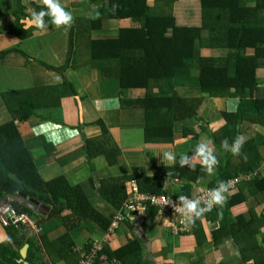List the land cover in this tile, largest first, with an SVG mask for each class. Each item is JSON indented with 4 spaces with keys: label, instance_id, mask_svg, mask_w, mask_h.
I'll list each match as a JSON object with an SVG mask.
<instances>
[{
    "label": "trees",
    "instance_id": "1",
    "mask_svg": "<svg viewBox=\"0 0 264 264\" xmlns=\"http://www.w3.org/2000/svg\"><path fill=\"white\" fill-rule=\"evenodd\" d=\"M178 1L180 0H89L90 4L96 7L95 18L74 21L68 35V51L64 64L52 68L37 63L46 71L60 75L62 84L0 95V105L10 117L9 122L0 126V198L9 196L12 207L18 213L32 212L36 215L31 207L24 205L25 202H18V197H22L26 202L34 200L45 203L50 208L49 216H59L61 213L55 206L56 203L64 205L70 213L64 218L65 222L68 219L83 221L86 224L94 222L101 228L109 224L108 220L89 209L80 188L69 186L63 176L47 181L41 178L30 153L37 142L24 141L15 126V122L27 121L35 110L58 108L62 98L76 97L74 89L64 79L66 70L90 67L99 70L103 80H116L121 90H142L144 94L140 98H120L119 106L125 109H140L143 112L142 138L148 145H173L175 125L196 119V111L203 99L181 98L174 88L176 80L188 78L192 71L197 73L202 93L210 98L241 101L247 96L252 97L259 89L256 71L264 69V0H197L199 10L195 12L192 10L196 8L191 9L189 5L190 1L196 0H185L184 7L188 13L192 11L197 17L198 27L176 24L174 5ZM29 2L32 10L36 12L46 10L45 7L34 5L31 0ZM25 12L26 8L21 4V0H0V17L10 16L14 20L6 30H0V35L15 36L19 40L30 38L36 29L25 28V20L31 17ZM44 21L47 25L45 29L54 27L50 16H45ZM111 21H126L138 24L140 28L120 26L116 39H91L92 32L107 30ZM211 50L232 51L236 52V56L213 57L205 53ZM240 51H251L252 54L240 55ZM12 53L22 56L27 62L31 61L24 54L14 50L3 52L1 58ZM255 109L257 113L254 116L242 114L239 107L235 113L223 115L224 127L213 133L211 139L224 157L217 158L219 164L208 182V189L215 188L218 180L225 181L239 174L252 176L257 170L259 163L243 165L237 155L220 149V144L229 136L228 128L231 126L230 130L234 127L240 130L241 124L248 122L264 129L262 89L255 100ZM96 125L100 127V137L83 138L79 149L90 171L94 169V159L102 157L108 166H113L119 155V150L111 144L103 123L99 121ZM74 130L82 133L80 125ZM204 174L205 169L201 163H194V167H180L179 164L156 167L151 178L145 175L144 168L133 167L128 176L101 181L98 193L105 200H113L110 202L116 203L118 197L121 201L125 198V181L133 180L139 192L166 194L162 192L165 178H186L195 182ZM90 183L93 185L92 179ZM247 185L249 193L257 202L264 201V175L254 176L249 181H240L235 193L228 196L222 206L217 205L210 212L215 218L222 219L220 228L224 229L225 237L233 240L238 246L242 264H264V237L257 240L259 235L253 218L256 217L255 213L248 222L239 218L229 225L226 219L229 208L246 201ZM181 190L183 196L190 197L189 185H182ZM147 215L149 219H153L158 215L157 210L149 209ZM192 225L193 228L196 227L195 224ZM25 228H5L8 230L10 241L0 244V255L4 259L0 258V264H22L18 262V248L22 243L16 241L17 237L29 244V258L31 257L33 244L26 238V233L19 235ZM218 232L215 230L214 235ZM216 236L214 242L217 241ZM68 241L69 237L61 236L47 243L48 251L51 255L62 253L61 258L65 263L66 258L71 257L75 264H78L79 260L76 261V256L66 248L72 245ZM91 248L90 241L86 251ZM102 254L107 256L110 263L112 259H116L120 264L141 262L137 241L127 243L116 250L104 245L101 251L97 252L98 256Z\"/></svg>",
    "mask_w": 264,
    "mask_h": 264
},
{
    "label": "crops",
    "instance_id": "2",
    "mask_svg": "<svg viewBox=\"0 0 264 264\" xmlns=\"http://www.w3.org/2000/svg\"><path fill=\"white\" fill-rule=\"evenodd\" d=\"M1 1L6 2L7 0ZM31 2L36 6L45 7L40 0H31ZM60 3L73 16L71 27L76 19L92 20L95 18L96 7L92 6L89 0H60ZM21 4L26 8V15L31 16L33 10L29 0H21ZM175 17L176 24L180 26H199L197 17L193 15L192 11L189 13L183 11L179 16L175 13ZM13 21L10 16L0 17V30H6L13 24ZM27 21L24 22L26 29H36L30 38L19 40L15 36L0 35V95L62 84L60 75L46 71L37 63L52 68H58L64 64L71 27L54 25L50 30L38 29L34 25L29 27ZM120 26L140 28V25L126 21H111L107 30L92 32L91 39H116ZM9 50L18 51L31 61L27 62L16 53L1 58V54ZM205 53L213 57L233 58L236 56V52L232 51L211 50ZM239 54L251 55L252 52L240 51ZM64 79L74 89L76 97L62 98L58 108L35 110L32 117L24 122H15V126L24 141L36 140V146L31 149L30 153L41 178L47 181L63 176L69 186L80 188L89 209L106 220L116 211L122 199L120 200L118 197L115 201L117 204L110 202L113 200H105L98 193L101 181L128 176L133 167L144 168L145 175L151 178L154 176L156 167L173 165L169 162L163 163V152L172 151L179 161L181 154L194 155L195 147L201 141H211L216 157L223 158L224 156L220 154L211 139L213 133L223 129V115L235 113L238 107L246 116L256 115L255 100L259 97V90L264 91V69L256 71L259 89L253 93L252 97L247 96L241 101L210 98L203 94L198 83L197 73L192 71L188 78L176 80L174 88L181 98L203 99L196 111V119L175 125L173 145H148L142 138L143 112L140 109H125L119 106L120 98L124 100L140 98L144 94L142 90H121L116 80H103L100 71L90 67L77 70L68 69L64 72ZM2 115H7L8 119L0 120V126L10 121L9 115L0 105V119L3 118ZM99 121L108 131L110 142L119 150V155L113 166H108L102 157L94 159L92 161L94 169L90 171L84 155L79 149L82 146L83 138L96 139L100 137L101 130L96 125ZM79 125L82 133L74 130ZM241 125L240 130L237 127L230 130L232 126L228 128L229 136L226 140L229 147L237 135L245 136L246 140L241 149L242 154L238 156V159L246 166L258 164L264 160V129L248 122H243ZM220 145V149L224 150L222 144ZM193 163L200 162L194 161ZM243 175L249 176L248 174ZM211 178L212 174L206 170L204 176L198 177L195 182L186 178H165L162 192L176 198L180 197L182 196V185L185 184L189 185V198H192L208 189V182ZM90 179H92L93 185L90 183ZM130 181L132 180L124 183L127 190ZM248 185L250 186V184ZM248 185L246 201L229 208L226 219L229 225L234 224L239 218L248 222L252 220L255 213L256 217L253 218H255V225L258 228V235L264 237V201L257 202L249 193ZM18 202H25L26 206L31 204V201L27 200L26 202L22 197H18ZM42 203L33 200L34 212L41 218L35 230L26 227L25 231L19 233V235L26 233V238L33 244L30 258L29 244L24 243L20 236L21 239L18 237L16 239L19 244L22 243L19 250L25 244L28 245L24 261L29 264H75L76 262L71 257H67L65 263L61 258L63 257L62 253L51 255L48 251L47 243L53 242L61 236L69 237L68 242L72 245L71 248H66H69L70 252L76 256V261L80 259L88 242L106 240V246L108 245L111 250L137 241L140 246V264H242L238 255V246L232 242L233 240L226 238L224 229L220 228L222 219L215 218L210 211L204 213L200 218H194L195 228H193V223L182 216L180 221H184V225L181 226L183 232L182 230L171 232L173 225L167 221L166 216L160 213L145 224L131 221L118 226L113 234L107 237L104 234L106 227L101 228L94 222L86 224L83 221L71 219L65 222V219L60 216H48L49 208L45 203V205ZM55 206H61L60 208L63 210L61 215L66 214L64 205L56 203ZM219 216L222 218L221 214ZM215 230L219 232L214 235ZM8 235V230L0 224V244L4 241L9 243ZM214 236L217 237L216 242H214ZM0 258H2L1 255ZM20 260L21 257L18 260L19 263ZM248 264L253 263L249 262Z\"/></svg>",
    "mask_w": 264,
    "mask_h": 264
},
{
    "label": "clouds",
    "instance_id": "3",
    "mask_svg": "<svg viewBox=\"0 0 264 264\" xmlns=\"http://www.w3.org/2000/svg\"><path fill=\"white\" fill-rule=\"evenodd\" d=\"M40 2L45 6L46 10H41L40 12H36L33 10L31 12V17L27 21L28 26H35L38 29H45L47 25L45 24L44 17L45 16H50L51 17V22L53 25L60 27V26H67L71 27L73 23V16L71 12L66 11L65 8L61 5L60 0H40ZM246 137L243 135H237V137L234 139L233 143L231 144V147H229V144L227 140L222 142V147L224 148L225 151H230L233 155H241V149L243 147V144L245 143ZM246 159V156H245ZM162 161L164 162H169L171 164H176L177 162L179 163L180 167H194V161H199L201 163V166L209 173L213 174L215 167L219 164V161L214 154V148L211 144V141H201L199 142L194 150V155L188 156L186 154H181L179 161H177V156L175 153L172 151H165L162 154ZM264 175V172H259V175L257 177H261ZM250 176V175H249ZM250 178H252L250 176ZM250 180V179H249ZM249 180H243V181H249ZM130 185L128 187V190L125 189V198L123 201L120 202L118 208L116 211L108 218V226L105 228L104 234L108 237L109 235L113 234L114 230L118 226H122L125 223H129L131 221H139L142 222V224H145V222L149 221L147 211L149 209H155L157 210V214L163 215L167 217V221L173 225L171 227V232L174 227H179L180 225L182 226L183 220L180 221V218L183 216L187 221L190 223H195L194 218H200L206 214L207 212L211 211L215 206L217 205H223L227 199L228 196L225 194L227 193L228 195H232L233 193L229 192V188L231 186V182L229 181H223V180H218L217 181V186L213 189H205L203 192L197 194L196 196L192 198H188L187 196H180V197H174L168 193L166 194H149V193H143L137 191L135 182L132 180L130 181ZM131 184L134 185L135 190L137 193L142 194V195H164L167 197H170L173 200L179 201V206L175 208L176 212H179L180 214L177 215H172L170 210L165 209V208H157L154 206H150L148 203H144V210L143 212L133 213V212H124V207L123 205L132 198L133 192L131 190ZM206 190H209L204 197H199L201 194H203ZM31 201V204H27L28 207H31L33 211L35 210L34 205H33V200ZM203 202V206H202ZM22 203V202H20ZM215 205V206H214ZM141 206V205H140ZM214 206V207H213ZM61 206H57L58 209H60L61 213L63 210L60 208ZM47 208V207H46ZM49 208V207H48ZM64 212L66 214L59 216L61 218L67 217L70 213L66 210V207L64 206ZM50 211V208H49ZM120 211L123 213V219L116 221L114 219V216L116 213ZM29 217H31L34 220L35 225L40 222V216L37 214L35 215L34 213L26 214ZM49 216V214H48ZM113 222H116L115 225H112ZM182 222V223H181ZM181 223V224H180ZM23 226V225H22ZM27 227V226H25ZM37 227V226H36ZM35 230V229H34ZM183 232V231H182ZM94 245V242L92 241V246ZM106 245V240H102V243L100 244V249L97 250L101 251V248ZM97 248V247H96ZM88 252L86 249L83 251V253L80 256V259L83 257V255ZM104 254H102L103 256ZM106 256V255H104ZM79 259V261H80ZM78 261V263H79ZM117 261V260H116ZM119 262V261H118ZM21 263V262H20ZM120 263V262H119ZM23 264V263H22Z\"/></svg>",
    "mask_w": 264,
    "mask_h": 264
},
{
    "label": "built area",
    "instance_id": "4",
    "mask_svg": "<svg viewBox=\"0 0 264 264\" xmlns=\"http://www.w3.org/2000/svg\"><path fill=\"white\" fill-rule=\"evenodd\" d=\"M255 173L251 176H258L259 172H264V160L260 161L258 164V167ZM250 176L246 175H239L234 178H229L225 181L231 182V186L229 188V192L235 191L237 188V185L240 181L243 180H249ZM131 190L133 192L132 198L128 200L124 205V212H133V213H139L143 212L144 210V203H148L150 206H154L157 208H165L170 210L172 215L180 214L179 212L175 211V208L179 206V201L173 200L170 197L164 196V195H142L136 192L135 187L133 184H131ZM209 190H206L203 194H201L199 197H204L205 194ZM228 195L227 193L225 194ZM141 205V206H140ZM203 206V202H202ZM215 206V205H214ZM213 206V207H214ZM114 219L116 221L123 219V213L118 211L116 215L114 216ZM182 223V222H181ZM180 223V224H181ZM0 224L2 227L6 228L9 226H12L14 228H18L20 226H27L34 230L36 228V225L34 223V220L26 215L25 213H18L11 205V198L9 196H5L3 198H0ZM116 222H113L112 225H115ZM184 225V222L182 226ZM183 231V228L181 225L179 227H174L172 229L173 232L176 231ZM100 247H97L95 245L92 246L91 250L86 252L83 257L80 259L78 264H120L116 259H112L111 263L107 260V256H98L97 250H99Z\"/></svg>",
    "mask_w": 264,
    "mask_h": 264
},
{
    "label": "rangeland",
    "instance_id": "5",
    "mask_svg": "<svg viewBox=\"0 0 264 264\" xmlns=\"http://www.w3.org/2000/svg\"><path fill=\"white\" fill-rule=\"evenodd\" d=\"M184 1L185 0H183V1H178L175 5H174V7H175V13L177 14V16H179L180 15V13L181 12H183V11H186L187 12V10H186V8L184 7ZM190 4H191V9H193V7L194 8H196V9H193L192 11H198L199 9L197 8V4H198V2L196 1H190ZM28 27V26H27ZM29 27H32V26H29ZM1 108H2V105H1ZM2 117L3 118H1L0 120L1 121H6L7 119H8V116L6 115V116H4V115H2ZM260 238H262L261 236H258V241L260 240ZM94 242V241H93ZM102 243V240H100V241H95L94 242V245L96 246V247H99L100 246V244Z\"/></svg>",
    "mask_w": 264,
    "mask_h": 264
},
{
    "label": "water",
    "instance_id": "6",
    "mask_svg": "<svg viewBox=\"0 0 264 264\" xmlns=\"http://www.w3.org/2000/svg\"><path fill=\"white\" fill-rule=\"evenodd\" d=\"M27 248H28V245H24L20 250H19V255L21 257V260L20 262L23 263V264H29L28 262L24 261L25 257H26V254H27Z\"/></svg>",
    "mask_w": 264,
    "mask_h": 264
}]
</instances>
